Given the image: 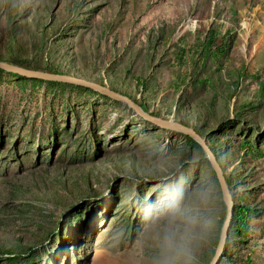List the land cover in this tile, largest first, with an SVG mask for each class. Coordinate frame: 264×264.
<instances>
[{
  "label": "rangeland",
  "instance_id": "1",
  "mask_svg": "<svg viewBox=\"0 0 264 264\" xmlns=\"http://www.w3.org/2000/svg\"><path fill=\"white\" fill-rule=\"evenodd\" d=\"M215 28L217 30H215ZM217 34L208 50V30ZM0 264H264V0H0ZM142 202V203H141Z\"/></svg>",
  "mask_w": 264,
  "mask_h": 264
},
{
  "label": "water",
  "instance_id": "2",
  "mask_svg": "<svg viewBox=\"0 0 264 264\" xmlns=\"http://www.w3.org/2000/svg\"><path fill=\"white\" fill-rule=\"evenodd\" d=\"M0 68L6 70L8 72H11V73H16V74L23 75L26 77H31V78H39V79H45V80H60V81H67L68 80V77L66 75H62V74H58V73H51V72H44V71H40V70H34V69L26 68V67H21V66L15 65L13 63H10L6 60H2V59H0ZM86 84L89 85L91 88H93V89H95V90H97V91H99V92H101L107 96H110V97L117 99V100H123V101L127 102L137 113H139L140 115H142L145 119H148L149 121H152V122L157 123L158 125H161L164 127H170V128L176 129L178 131L184 132V133L194 137L198 141V143L201 145L203 150L206 152L207 158L209 159V161L213 167V170H214L215 175H216V179H217L219 187H220L223 202L226 206V214H225L222 226H221L218 243H217V246L215 248V251H214L211 259L207 263V264H217L219 258L221 257L222 251L224 249L226 239L229 235V229H230V225H231V222H232V219L234 216V211H235V202L233 201L232 195H231L230 190L228 188V185H227L225 176L223 174L222 168H221L220 164L218 163L214 153L206 145L204 139L202 137H200V135L197 134L195 131H193L192 129H190V128L182 125V124L173 123L170 121H165V120H162L158 117L144 113L142 111V109L137 104H135L130 98H128L127 96H125L121 93H118L117 91H114V90L108 88L105 85L94 84V83H86Z\"/></svg>",
  "mask_w": 264,
  "mask_h": 264
},
{
  "label": "trees",
  "instance_id": "3",
  "mask_svg": "<svg viewBox=\"0 0 264 264\" xmlns=\"http://www.w3.org/2000/svg\"><path fill=\"white\" fill-rule=\"evenodd\" d=\"M215 30H217L215 28ZM219 34L216 31H213V29L208 30V37L209 39L204 43L205 50L211 46L210 43L213 42L214 38H216V35ZM221 35V34H219ZM248 213L247 210H245L242 206H235L234 216L232 221L238 222L239 225V231L245 230L246 226V217L245 214ZM232 223V222H231Z\"/></svg>",
  "mask_w": 264,
  "mask_h": 264
},
{
  "label": "bare ground",
  "instance_id": "4",
  "mask_svg": "<svg viewBox=\"0 0 264 264\" xmlns=\"http://www.w3.org/2000/svg\"><path fill=\"white\" fill-rule=\"evenodd\" d=\"M141 108V107H140ZM142 109V108H141ZM144 113H146L144 110H142ZM146 114H148V113H146ZM142 203V202H141Z\"/></svg>",
  "mask_w": 264,
  "mask_h": 264
}]
</instances>
